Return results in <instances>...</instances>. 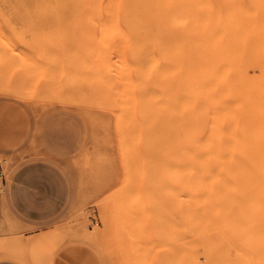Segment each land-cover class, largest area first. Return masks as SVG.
I'll use <instances>...</instances> for the list:
<instances>
[{"label": "rangeland", "instance_id": "374dc122", "mask_svg": "<svg viewBox=\"0 0 264 264\" xmlns=\"http://www.w3.org/2000/svg\"><path fill=\"white\" fill-rule=\"evenodd\" d=\"M74 12L0 8L1 207L5 181L29 161L56 164L70 191L63 213L30 235L32 229L2 209L0 259L13 251L27 258L24 264H204L210 254L217 264L215 257L223 255L214 245L222 248L221 237L210 236L208 253L202 249L203 236L186 230L184 175L179 172L182 109L139 112L129 53L135 51L137 27L115 26L119 31L112 35L101 26L107 39L100 26L78 23ZM98 35L108 44L99 43ZM113 42L116 51L109 46ZM124 186L130 189L125 192ZM171 189L182 191L175 194L180 199L173 198ZM190 233L198 236L192 240ZM236 252L235 264H264V245L238 246Z\"/></svg>", "mask_w": 264, "mask_h": 264}, {"label": "bare ground", "instance_id": "6f19581e", "mask_svg": "<svg viewBox=\"0 0 264 264\" xmlns=\"http://www.w3.org/2000/svg\"><path fill=\"white\" fill-rule=\"evenodd\" d=\"M0 8L72 9L78 23L100 26L101 35V26L112 35L119 31L115 26L137 27L135 51L129 53L140 114L175 107L184 114L179 172L184 175L186 230L203 236L199 243L208 253L210 236L221 237L222 248L214 245L223 255L215 257L217 264H235L238 246L264 245V0H0ZM109 46L116 51L114 42ZM131 168L126 169L133 174ZM129 189L124 186L125 192ZM178 192L173 198L180 199ZM180 225L181 233L185 225ZM5 258L28 261L13 251ZM213 259L203 257L204 264Z\"/></svg>", "mask_w": 264, "mask_h": 264}, {"label": "crops", "instance_id": "0c3cea01", "mask_svg": "<svg viewBox=\"0 0 264 264\" xmlns=\"http://www.w3.org/2000/svg\"><path fill=\"white\" fill-rule=\"evenodd\" d=\"M5 197L2 209L21 226L32 229V233L45 229L65 210L69 202V183L56 164L35 160L19 165L5 181ZM39 189L40 204L33 198ZM43 238V237H41ZM0 264H22L9 259H0Z\"/></svg>", "mask_w": 264, "mask_h": 264}, {"label": "snow or ice", "instance_id": "6c2138e0", "mask_svg": "<svg viewBox=\"0 0 264 264\" xmlns=\"http://www.w3.org/2000/svg\"><path fill=\"white\" fill-rule=\"evenodd\" d=\"M33 198L37 204H40L41 201L39 199V189H35L33 193Z\"/></svg>", "mask_w": 264, "mask_h": 264}, {"label": "built area", "instance_id": "2783aa9c", "mask_svg": "<svg viewBox=\"0 0 264 264\" xmlns=\"http://www.w3.org/2000/svg\"><path fill=\"white\" fill-rule=\"evenodd\" d=\"M2 182V174L0 173V183Z\"/></svg>", "mask_w": 264, "mask_h": 264}]
</instances>
